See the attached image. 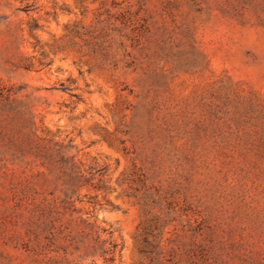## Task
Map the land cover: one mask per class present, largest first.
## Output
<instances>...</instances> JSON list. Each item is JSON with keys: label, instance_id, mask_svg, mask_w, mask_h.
Listing matches in <instances>:
<instances>
[{"label": "rangeland", "instance_id": "1", "mask_svg": "<svg viewBox=\"0 0 264 264\" xmlns=\"http://www.w3.org/2000/svg\"><path fill=\"white\" fill-rule=\"evenodd\" d=\"M0 264H264V0H0Z\"/></svg>", "mask_w": 264, "mask_h": 264}]
</instances>
